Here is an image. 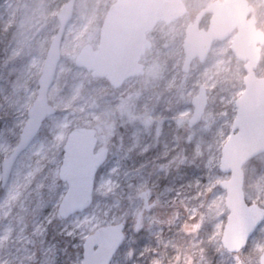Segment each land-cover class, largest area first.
Masks as SVG:
<instances>
[{"label":"clouds","instance_id":"obj_1","mask_svg":"<svg viewBox=\"0 0 264 264\" xmlns=\"http://www.w3.org/2000/svg\"><path fill=\"white\" fill-rule=\"evenodd\" d=\"M114 7L111 0H26L15 10L10 4L0 5V49L4 51L0 68L19 64L9 89L2 91L0 85V120L12 134L11 140L4 138L7 149L0 153V161L8 169L10 187L30 181L39 188L46 206L50 205L49 224L76 241L72 247L90 255L100 238L112 235L129 216L135 220V213L125 205L119 185L77 193L65 184L63 154L86 137L101 157L100 165H108L113 157L131 151L122 127L142 120L162 100L196 99L203 101L197 116L210 138L202 151L216 149L225 165L220 178L230 181L250 210L245 231L264 236V139L227 157L220 150L231 54L218 46L193 51L188 35L195 13L188 11L150 20L126 34L119 61L102 67ZM256 14L264 16V7ZM200 160L202 152L174 154L168 163L178 170L199 167ZM216 178L201 188L195 205L198 215L192 222L212 223L225 207L221 196L227 190L216 194ZM192 239L189 235L190 247ZM70 264H86V260L78 256Z\"/></svg>","mask_w":264,"mask_h":264},{"label":"rangeland","instance_id":"obj_2","mask_svg":"<svg viewBox=\"0 0 264 264\" xmlns=\"http://www.w3.org/2000/svg\"><path fill=\"white\" fill-rule=\"evenodd\" d=\"M183 1L188 11L195 13L212 0ZM248 1L254 6L252 15L257 21V28L264 32V16L256 14L258 8L264 7L263 1ZM25 2L1 0L0 5L10 4L15 10ZM207 18L204 17L201 25L207 24ZM231 40L232 37H229L212 45L229 52L232 64L221 148L230 132L235 115L234 100L243 89L242 77L245 73L243 62L230 49ZM3 56L4 51L0 49V57ZM256 73L264 75V44ZM18 74V62L9 65L8 69L0 68L2 91L9 89ZM2 91L0 103H3ZM192 111L191 100L174 98L170 103L162 100L142 120H134L121 128L125 145L131 151L120 153L100 168L94 190L101 185L106 190L119 185L124 203L130 212L135 213V218L143 203L138 197L139 192L147 189L149 202L154 203L143 211L137 228L134 229L132 216L128 217L125 237L110 264L113 261H119V264H197V260L199 264H245L249 260L258 264L264 236L256 231L238 252H228L222 247L220 237L228 214L226 206L220 209L212 223L192 222L198 215L195 205L201 199L200 190L209 185L210 178L217 177L213 189L216 194L220 196L224 192L219 186L223 179L220 178L222 173L216 149L202 151L210 139L200 126L202 121L199 119L188 125ZM5 137L11 140L12 134L7 131L5 121L0 120V153L7 149ZM200 152L202 160L198 161L199 167L181 166L173 170L168 163L174 154L191 156ZM10 184V178L5 186L0 183V215L4 217L0 220V264H69L76 258L73 259V256L77 248L72 247L76 241L49 224L46 217L51 210L50 205L46 206V199L40 195L39 188L30 181L18 183V188H13L14 185L10 187ZM221 198L225 205V196ZM189 235L193 236L191 247ZM3 237L5 240H2Z\"/></svg>","mask_w":264,"mask_h":264},{"label":"water","instance_id":"obj_3","mask_svg":"<svg viewBox=\"0 0 264 264\" xmlns=\"http://www.w3.org/2000/svg\"><path fill=\"white\" fill-rule=\"evenodd\" d=\"M264 3V0H262ZM112 27L108 45L100 58L101 66L114 65L119 61L124 36L144 25V23L161 17H174L187 12L182 0H114ZM254 7L248 0H212L195 13V24L189 32L188 43L193 51L211 48L215 40H224L231 36V50L244 61V85L241 93L235 98V116L228 138L221 151L227 157L235 154L252 143L264 139V75L256 74L260 59L261 46L264 44V33L256 28V19L251 15ZM209 14L206 27L200 26L205 15ZM188 125L199 120L198 106L203 103L196 99ZM14 155L10 154L9 159ZM101 157L94 153L87 138H81L63 154L64 182L74 186L77 193H91L95 172L100 165ZM225 165L219 163L220 170ZM9 180V172L1 161V186ZM219 186L227 190L225 206L228 210L221 234V244L229 252H238L250 239L252 232L245 231L246 209L236 194L230 181L225 179ZM142 210L147 209L148 199L145 191ZM140 210L136 216L135 226L140 220ZM257 213L259 209L255 210ZM124 222L117 226L112 235L100 238L89 255L82 248V259L86 264H109L111 258L124 237ZM259 263L264 264V253L259 255Z\"/></svg>","mask_w":264,"mask_h":264},{"label":"flooded vegetation","instance_id":"obj_4","mask_svg":"<svg viewBox=\"0 0 264 264\" xmlns=\"http://www.w3.org/2000/svg\"><path fill=\"white\" fill-rule=\"evenodd\" d=\"M102 166L101 165H99L98 166V168H97V170H96V172H95V176H94V181H93V190H94V185H95V178H96V175H97V173H98V171L100 170V168H101ZM66 184V183H65ZM143 191H145V197L148 199V202H149V199H150V195H149V191L146 189V190H143ZM138 197H140V198H142V200L144 199V197L143 196H138ZM149 203H154L153 201L152 202H149ZM142 213H143V211H142ZM127 220L125 221V227H124V230L126 229V227H127Z\"/></svg>","mask_w":264,"mask_h":264},{"label":"trees","instance_id":"obj_5","mask_svg":"<svg viewBox=\"0 0 264 264\" xmlns=\"http://www.w3.org/2000/svg\"><path fill=\"white\" fill-rule=\"evenodd\" d=\"M76 248H77V252H74L73 259H74V257L77 258L78 256H79V257L81 256V248H80V247H76ZM76 258H75V259H76Z\"/></svg>","mask_w":264,"mask_h":264},{"label":"bare ground","instance_id":"obj_6","mask_svg":"<svg viewBox=\"0 0 264 264\" xmlns=\"http://www.w3.org/2000/svg\"><path fill=\"white\" fill-rule=\"evenodd\" d=\"M19 184L17 183L16 185L13 186V188H18ZM12 190V188H11ZM12 193L14 194V191H12ZM11 198V197H10ZM4 217L0 215V220L3 219ZM5 234H7L6 230H5ZM2 240H5V237L2 238Z\"/></svg>","mask_w":264,"mask_h":264}]
</instances>
